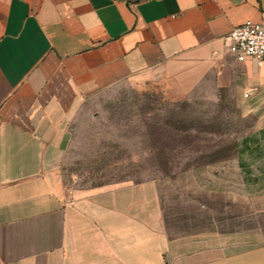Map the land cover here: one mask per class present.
<instances>
[{
	"label": "crops",
	"instance_id": "obj_1",
	"mask_svg": "<svg viewBox=\"0 0 264 264\" xmlns=\"http://www.w3.org/2000/svg\"><path fill=\"white\" fill-rule=\"evenodd\" d=\"M246 20L264 0H0V264H264L243 160L241 220L208 237L171 236L153 180L69 192L62 168L78 114L123 84L209 80L264 116V61L229 49Z\"/></svg>",
	"mask_w": 264,
	"mask_h": 264
},
{
	"label": "rangeland",
	"instance_id": "obj_2",
	"mask_svg": "<svg viewBox=\"0 0 264 264\" xmlns=\"http://www.w3.org/2000/svg\"><path fill=\"white\" fill-rule=\"evenodd\" d=\"M263 119L209 80L123 84L91 97L71 124L64 183L72 192L153 180L171 236L208 237L241 220L239 161L263 182Z\"/></svg>",
	"mask_w": 264,
	"mask_h": 264
},
{
	"label": "built area",
	"instance_id": "obj_3",
	"mask_svg": "<svg viewBox=\"0 0 264 264\" xmlns=\"http://www.w3.org/2000/svg\"><path fill=\"white\" fill-rule=\"evenodd\" d=\"M229 49L238 61L249 58L264 61V24L246 20L234 27L228 35Z\"/></svg>",
	"mask_w": 264,
	"mask_h": 264
}]
</instances>
